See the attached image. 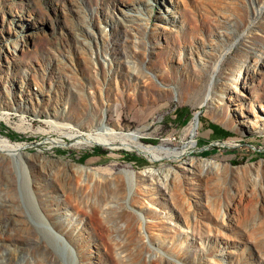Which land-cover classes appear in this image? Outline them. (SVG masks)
<instances>
[{
	"label": "rangeland",
	"instance_id": "1",
	"mask_svg": "<svg viewBox=\"0 0 264 264\" xmlns=\"http://www.w3.org/2000/svg\"><path fill=\"white\" fill-rule=\"evenodd\" d=\"M3 138L0 264H264V0H0Z\"/></svg>",
	"mask_w": 264,
	"mask_h": 264
},
{
	"label": "bare ground",
	"instance_id": "2",
	"mask_svg": "<svg viewBox=\"0 0 264 264\" xmlns=\"http://www.w3.org/2000/svg\"><path fill=\"white\" fill-rule=\"evenodd\" d=\"M16 46H18L17 43H16ZM207 98H208L207 94H205L203 101L206 100ZM2 113H6V112H2ZM196 120H197V116H196V113H194L193 117L190 120L189 137L191 138L194 136L195 131H196V127H197ZM66 127H69V126H66ZM110 128L109 127L107 128L106 126L103 127V125L99 128L88 129V130L87 129L81 130L80 128L73 127L74 133L71 134L70 136L72 137V136L84 135V138L82 140L75 141V144H78V145H87V144L88 145H100L103 147H107L109 149L122 148V149L129 150V151H136L137 153H143L150 160H159L163 157L173 158V157L178 156L180 153H182V150L177 151L174 148L171 149L164 145H163L164 147H160V146L152 147V146L141 144L139 141H137V138L139 137L137 133H133V132L127 133L126 132L124 136H120L116 134V132H114ZM188 142L192 144L193 140L189 139ZM23 147L24 145H22V143L21 144L10 143L5 138L0 139V153H4V154L11 156V154L15 153L16 151H18L19 149ZM167 175H168V172L164 174V176H167Z\"/></svg>",
	"mask_w": 264,
	"mask_h": 264
}]
</instances>
